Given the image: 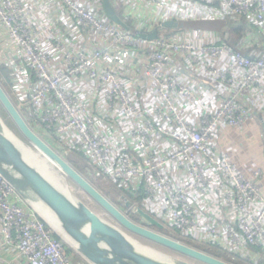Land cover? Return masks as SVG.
I'll list each match as a JSON object with an SVG mask.
<instances>
[{"label": "built area", "instance_id": "1", "mask_svg": "<svg viewBox=\"0 0 264 264\" xmlns=\"http://www.w3.org/2000/svg\"><path fill=\"white\" fill-rule=\"evenodd\" d=\"M109 1L128 31L102 0H0L16 109L122 190L125 215L264 263V0ZM217 21L244 27L179 29ZM56 236L0 175V264H90Z\"/></svg>", "mask_w": 264, "mask_h": 264}, {"label": "water", "instance_id": "2", "mask_svg": "<svg viewBox=\"0 0 264 264\" xmlns=\"http://www.w3.org/2000/svg\"><path fill=\"white\" fill-rule=\"evenodd\" d=\"M102 1L111 22L128 31V26L115 14L110 1ZM177 27L176 23L167 22L162 24L160 29ZM156 36L157 30L143 37L151 40ZM0 106L21 136L55 164L71 183L121 227L122 230L109 224L86 205L64 193L61 188H58L41 171L30 164L21 151L4 135L5 124L0 117V175L27 203L38 202L53 214L61 231L70 242L58 232H56L57 236L74 248L82 259L90 264H190L177 258L164 261L144 254L135 247L134 241L125 233L126 231L199 264H230L159 233L158 231L163 229L162 225L140 209L135 213L140 223L130 220L60 154L33 132L1 85ZM128 206L129 203H126L124 207Z\"/></svg>", "mask_w": 264, "mask_h": 264}, {"label": "rangeland", "instance_id": "3", "mask_svg": "<svg viewBox=\"0 0 264 264\" xmlns=\"http://www.w3.org/2000/svg\"><path fill=\"white\" fill-rule=\"evenodd\" d=\"M229 26L227 28L231 27L230 23H226L224 21H217L213 23L208 22H188L185 24H180L179 29H202L205 31H212L219 35L220 38H223L225 35V26ZM0 76V85L2 89L7 94L8 98L11 100V102L14 104V106L17 108L16 103L14 101V98L11 96L10 91L6 87L4 81L2 80ZM21 116L24 118L23 114L20 112ZM0 117L5 124L4 127L15 137L19 140L21 144L26 146L37 158L38 160L43 164L44 168L52 178V180L58 184L60 187L65 189L70 195L77 201L83 203L86 205L89 209H91L93 212H95L99 217L104 219L109 224L121 229L116 222L109 216H107L101 208H99L93 201H91L82 191H80L73 183H71L60 171H58L51 163H49L34 147H32L18 132V130L15 128V126L12 124L10 119L8 118L7 114L4 112L2 107L0 106ZM25 119V118H24ZM26 121V120H25ZM27 122V121H26ZM29 124V123H27ZM30 127V126H29ZM60 154L75 170H78V172L91 184L93 185L102 195H104L113 205H115L117 208L120 209L122 213L125 214L126 209L122 205V197L123 195L116 191V189L109 185L105 184L104 182L97 180L96 178L91 176V173L89 169L87 168L85 160L77 156L75 153H67L66 151L57 152ZM33 204V203H32ZM130 220L140 223V220L137 216H133L132 214L126 215ZM122 230V229H121ZM159 233L163 234L164 236L177 240L183 244H186L192 248H195L197 250H200L204 252V250H211L206 248V246L198 245L194 241H191L187 238H181L178 233L170 232L166 229H162L158 231ZM125 233L134 241V245L138 248H141V250H149L151 254H153V257L164 260L165 257L168 258H177L181 260H185L186 262L190 264H199L197 262H194L190 259L184 258L182 256H179L178 254H175L173 252L167 251L157 245H154L146 240H143L141 238H138L136 236H133L125 231ZM205 253V252H204ZM225 257L228 259V261H225L223 256L214 255L215 258L220 259L224 262L230 263V264H247L244 263L240 259L233 257L229 254H225L221 252ZM208 254V253H206ZM209 255V254H208ZM211 256V254H210ZM212 255V257H214ZM77 259V258H76ZM250 264V263H249Z\"/></svg>", "mask_w": 264, "mask_h": 264}, {"label": "bare ground", "instance_id": "4", "mask_svg": "<svg viewBox=\"0 0 264 264\" xmlns=\"http://www.w3.org/2000/svg\"><path fill=\"white\" fill-rule=\"evenodd\" d=\"M4 135L9 139L11 143H13L23 154L25 159L32 164L35 168H37L39 171H41L47 179H49L52 183H54L58 188H61L64 193L68 194L70 196V193H68L65 189L60 187L58 184H56L46 169L44 168L43 164L38 160V158L23 144L19 142L17 138H15L5 127L3 128ZM28 142V141H27ZM29 143V142H28ZM30 144V143H29ZM32 146V144H30ZM34 147V146H32ZM35 148V147H34ZM36 149V148H35ZM37 150V149H36ZM38 151V150H37ZM39 152V151H38ZM40 153V152H39ZM41 154V153H40ZM42 155V154H41ZM43 156V155H42ZM44 157V156H43ZM49 163H51L46 157H44ZM58 171L60 169L53 163H51ZM61 172V171H60ZM62 173V172H61ZM63 174V173H62ZM64 175V174H63ZM18 179V177H16ZM35 209L40 214V216L50 225L54 228L56 232H58L66 241L70 242L67 237L63 234L61 231V228L59 226V223L57 222L56 218L53 216V214L42 204L35 203L34 204ZM103 211V210H102ZM104 212V211H103ZM105 213V212H104ZM106 214V213H105ZM107 215V214H106ZM108 216V215H107ZM110 217V216H109ZM118 225V224H117ZM119 226V225H118ZM120 227V226H119ZM121 228V227H120ZM71 244V243H70ZM134 244V243H133ZM74 246L73 244H71ZM75 247V246H74ZM136 247V246H135ZM139 251L143 252L144 254L153 257V254L150 253L149 250H141V248L136 247ZM155 258V257H153ZM164 261H170L168 257H165Z\"/></svg>", "mask_w": 264, "mask_h": 264}, {"label": "trees", "instance_id": "5", "mask_svg": "<svg viewBox=\"0 0 264 264\" xmlns=\"http://www.w3.org/2000/svg\"><path fill=\"white\" fill-rule=\"evenodd\" d=\"M228 24V23H227ZM227 27H229L228 25L227 26H225V30L226 29H228ZM243 27L244 26H239L238 28L236 27V26H234V25H232L231 24V28H232V32H234V33H238L240 30H242L243 29ZM0 76H1V78H5L6 80L8 79V74H7V72H6V70L4 69V68H2V67H0ZM77 156H79V155H77ZM78 171V170H77ZM111 186H113L115 189H116V191L117 192H119V193H121V194H123V191L122 190H119V189H117L116 187H115V185H111ZM56 239L58 240L59 239V237H57L56 236ZM60 240V239H59ZM206 248H208V249H211V250H204V252L205 253H208L209 255L211 254V256L213 255H218V256H223L224 258H226L225 257V255H223L221 252H223V251H221V250H219V249H217V248H214V247H206ZM223 253H225V252H223ZM226 254V253H225ZM215 257V256H214ZM76 258H77V260H79L80 258L76 255ZM225 261H228V259L226 258V259H224ZM244 263L246 262V261H243ZM247 264H249L248 262H246ZM261 264H264V263H261Z\"/></svg>", "mask_w": 264, "mask_h": 264}, {"label": "crops", "instance_id": "6", "mask_svg": "<svg viewBox=\"0 0 264 264\" xmlns=\"http://www.w3.org/2000/svg\"><path fill=\"white\" fill-rule=\"evenodd\" d=\"M79 261H81V260H79Z\"/></svg>", "mask_w": 264, "mask_h": 264}]
</instances>
